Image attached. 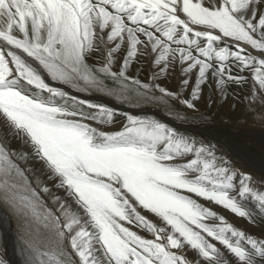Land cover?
<instances>
[{"label":"snow or ice","instance_id":"snow-or-ice-1","mask_svg":"<svg viewBox=\"0 0 264 264\" xmlns=\"http://www.w3.org/2000/svg\"><path fill=\"white\" fill-rule=\"evenodd\" d=\"M205 85H248L264 122V0H0V205L21 264H264V231L209 206L264 226V178L181 127Z\"/></svg>","mask_w":264,"mask_h":264},{"label":"rangeland","instance_id":"rangeland-1","mask_svg":"<svg viewBox=\"0 0 264 264\" xmlns=\"http://www.w3.org/2000/svg\"><path fill=\"white\" fill-rule=\"evenodd\" d=\"M136 68L141 69L140 78L145 79L149 73L148 63L145 61L133 65L131 69L133 74H135ZM246 75L250 74L246 73ZM160 83L170 90L175 91L177 90V85L179 83V76L173 75L167 79H162ZM248 93V85H244L242 87L231 85L227 89L226 97L222 99L219 93L205 85L203 87L201 99L197 102V108L199 111L192 112L191 110H186L189 121L181 127L191 129L198 133L202 138L216 144L218 150L226 154L237 167L250 173L254 178L261 179L264 178V172L258 170L256 167H253V164L263 169L264 165L260 164L258 161H254L253 158L257 157L261 163L264 162V122L262 124L261 122H257L253 119V115L249 111L248 105L244 100V97L248 95ZM209 96L211 97L210 107L208 106ZM201 114L208 117L206 122L201 121ZM196 129L208 130L219 135L221 137L220 139L222 141L224 140L227 145H230L231 149L220 139H214L213 137L205 135ZM11 148L13 150L18 149V143L13 141ZM27 167L33 169V172L29 173L30 176H40L41 179L45 180L48 186L52 189L51 195L64 196L62 189L60 190L55 188L51 182L46 180L38 161L30 160ZM44 199L51 204L50 196L45 195ZM209 206L213 207L215 211H217L220 215L225 216L229 222L233 223L237 227L247 230L253 234H259L264 231V226H253L243 218L236 217L234 214L223 208L215 205ZM0 209H2L11 220L10 231L12 239L10 247H6L7 238L5 235V228L7 227V224L3 223V225H0V259L7 261V264H21V258L17 251L15 220L2 205H0ZM13 253H15L14 255L16 257L13 256Z\"/></svg>","mask_w":264,"mask_h":264},{"label":"bare ground","instance_id":"bare-ground-1","mask_svg":"<svg viewBox=\"0 0 264 264\" xmlns=\"http://www.w3.org/2000/svg\"><path fill=\"white\" fill-rule=\"evenodd\" d=\"M109 103H111V101L109 100L108 101ZM253 120V119H252ZM256 122V121H255ZM258 122V121H257ZM262 124H263V122H261ZM195 129V128H194ZM196 130H198V131H201L202 133H204L205 135H209L210 137H213L214 139H220L221 137L219 136V135H217V134H215V133H213V132H211V131H208V130H204V129H196ZM221 140V139H220ZM222 141V140H221ZM224 144H226V142L223 140L222 141ZM17 143V142H16ZM17 145V144H16ZM227 145V144H226ZM229 148H230V145H227ZM231 149V148H230ZM254 159V161H258L260 164H263L264 165V162H260L258 159L259 158H253ZM253 164V163H252ZM251 165V164H250ZM254 165V166H253ZM252 166L253 167H256L258 170H260V171H262V172H264V169L263 168H260V167H257L255 164H253ZM264 167V166H263ZM255 168V169H256ZM259 178V177H258ZM49 182V181H48ZM50 184V183H49ZM61 190V189H60ZM56 191V190H55ZM61 193H63V192H61ZM61 196V195H60ZM0 217H3V219H4V223L5 224H7V227L5 228V235H6V238H7V244H6V247H10V243H12V239H11V231H10V219H9V216L2 210V209H0ZM12 245V244H11ZM15 253H13V256H15L14 255ZM12 255V254H11ZM16 257V256H15ZM9 261V260H8ZM16 261V260H15ZM13 262V261H12ZM17 264V263H16Z\"/></svg>","mask_w":264,"mask_h":264},{"label":"water","instance_id":"water-1","mask_svg":"<svg viewBox=\"0 0 264 264\" xmlns=\"http://www.w3.org/2000/svg\"><path fill=\"white\" fill-rule=\"evenodd\" d=\"M152 112L157 113V110L153 108V109H152Z\"/></svg>","mask_w":264,"mask_h":264}]
</instances>
